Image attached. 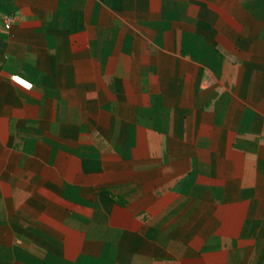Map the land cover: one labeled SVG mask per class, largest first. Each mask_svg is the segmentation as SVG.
Here are the masks:
<instances>
[{
	"label": "crops",
	"instance_id": "obj_1",
	"mask_svg": "<svg viewBox=\"0 0 264 264\" xmlns=\"http://www.w3.org/2000/svg\"><path fill=\"white\" fill-rule=\"evenodd\" d=\"M0 264H264V0H0Z\"/></svg>",
	"mask_w": 264,
	"mask_h": 264
},
{
	"label": "built area",
	"instance_id": "obj_2",
	"mask_svg": "<svg viewBox=\"0 0 264 264\" xmlns=\"http://www.w3.org/2000/svg\"><path fill=\"white\" fill-rule=\"evenodd\" d=\"M10 22V19L7 20V23Z\"/></svg>",
	"mask_w": 264,
	"mask_h": 264
}]
</instances>
